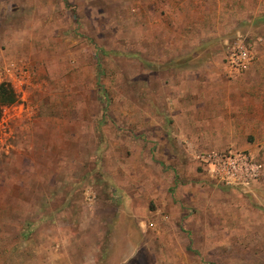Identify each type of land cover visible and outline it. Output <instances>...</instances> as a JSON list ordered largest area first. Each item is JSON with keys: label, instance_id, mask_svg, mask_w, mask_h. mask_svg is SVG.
Listing matches in <instances>:
<instances>
[{"label": "rangeland", "instance_id": "1", "mask_svg": "<svg viewBox=\"0 0 264 264\" xmlns=\"http://www.w3.org/2000/svg\"><path fill=\"white\" fill-rule=\"evenodd\" d=\"M149 9L0 0V83L16 96L0 111V146L10 147L0 148V264H83L89 251L94 264H264V147H203L219 124L198 118L219 110L216 90L197 98L195 56H175ZM258 11L238 10L224 38L205 43L207 65L222 72L207 77L244 74L224 67L236 41L264 49ZM19 66L22 84L4 72ZM228 149L245 151L258 175L211 178L199 155Z\"/></svg>", "mask_w": 264, "mask_h": 264}, {"label": "crops", "instance_id": "2", "mask_svg": "<svg viewBox=\"0 0 264 264\" xmlns=\"http://www.w3.org/2000/svg\"><path fill=\"white\" fill-rule=\"evenodd\" d=\"M263 9L264 0H150V20L152 18L154 20L152 24L156 28V34L161 37L164 32V42L170 45L176 43V46H171V50L176 52L175 56L183 53L179 57L186 58L194 55L193 59L197 60L196 67L189 71L196 76L197 81L194 83H197L199 90L202 91L197 94V98L208 99L210 93L205 92L207 86L216 90L214 95L217 103H220L219 110L198 118L200 123L219 124L208 137L209 140L203 143L204 148L222 150L233 146L252 151L255 145L264 147V49L254 50L255 59H260V62L254 60L238 78L236 77L238 74H230L224 66L228 76L237 78V81L233 79L228 82H218L212 79L222 73L221 68H210L207 65L211 52L207 51L205 44L212 39L218 41L224 38L226 30L223 26L228 28L236 23L237 17L234 16L232 20L230 17L234 14L239 16L238 10H259L257 16L264 19V14H261ZM256 14L247 13L242 19H251ZM152 39L156 41L154 37ZM252 44L254 47L256 41L253 40ZM258 63L260 66L255 67ZM1 136L0 134V141ZM253 139L255 144L252 143ZM0 148L5 153L10 150L8 146H0ZM2 180L13 181L9 178ZM130 250H135V244L128 240L121 249L124 255L123 262L131 257ZM89 253L85 255L87 260L84 259L83 264L88 262L94 264L95 255L91 251Z\"/></svg>", "mask_w": 264, "mask_h": 264}, {"label": "built area", "instance_id": "3", "mask_svg": "<svg viewBox=\"0 0 264 264\" xmlns=\"http://www.w3.org/2000/svg\"><path fill=\"white\" fill-rule=\"evenodd\" d=\"M254 58L255 54L252 43L236 41L229 47L225 56V67L232 75L240 74L248 69L253 63ZM24 68V66H19L17 69L4 67V72H8L9 76H14L15 81L22 84L26 80ZM14 70H17V76L14 74ZM0 72L3 71L1 70ZM199 158L211 178L226 184L245 182L258 175V164L245 151L232 149L217 152L212 151L199 155Z\"/></svg>", "mask_w": 264, "mask_h": 264}, {"label": "trees", "instance_id": "4", "mask_svg": "<svg viewBox=\"0 0 264 264\" xmlns=\"http://www.w3.org/2000/svg\"><path fill=\"white\" fill-rule=\"evenodd\" d=\"M16 100L15 93L8 83H0V111L5 105H9Z\"/></svg>", "mask_w": 264, "mask_h": 264}]
</instances>
